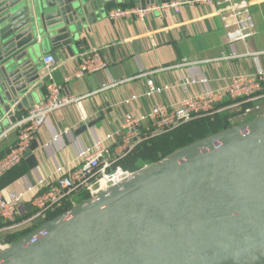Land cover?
Here are the masks:
<instances>
[{
    "label": "water",
    "instance_id": "1",
    "mask_svg": "<svg viewBox=\"0 0 264 264\" xmlns=\"http://www.w3.org/2000/svg\"><path fill=\"white\" fill-rule=\"evenodd\" d=\"M160 1L0 0V138L52 80L43 50L74 56L108 9ZM39 148L34 140L25 154L31 171ZM72 205L24 238H4L11 246L0 252V264H264V116Z\"/></svg>",
    "mask_w": 264,
    "mask_h": 264
},
{
    "label": "crops",
    "instance_id": "2",
    "mask_svg": "<svg viewBox=\"0 0 264 264\" xmlns=\"http://www.w3.org/2000/svg\"><path fill=\"white\" fill-rule=\"evenodd\" d=\"M166 1L181 2L163 0L156 5ZM189 1L183 3L179 14L154 11L144 22H113L108 17L112 8L108 9L76 43L74 56L66 51L55 54L51 49L43 50L40 61L44 68L43 59L49 54H54L59 62L55 70L50 71L52 80L49 83L63 85L64 95L82 98L89 121L80 122V108L75 104L55 112L35 139L40 145L35 152L39 166L31 171L24 160L14 168V174L20 173V176L3 189L49 178L58 165H75L81 150L97 139L119 132L129 113L139 116L158 105L172 107L187 97L226 88L233 76L264 69V0L251 8L255 35L234 45L227 44L218 7L202 3L191 5ZM119 7L125 6L116 8ZM93 49L109 63L108 70L66 82L65 77L77 68L78 57ZM202 79L207 83L190 84L192 80ZM150 80L164 91L153 97L145 96ZM49 83L37 91L36 105L46 99ZM242 104L247 105L246 111L257 106L261 108L248 116H244L245 111L232 121L233 125L264 116V94L256 102ZM27 112L29 110L19 114L0 138V156L9 153L17 143L19 130L15 126ZM92 123L96 125L79 133L82 126ZM57 135L60 139L53 143ZM78 198L80 196L72 199L76 202Z\"/></svg>",
    "mask_w": 264,
    "mask_h": 264
},
{
    "label": "built area",
    "instance_id": "3",
    "mask_svg": "<svg viewBox=\"0 0 264 264\" xmlns=\"http://www.w3.org/2000/svg\"><path fill=\"white\" fill-rule=\"evenodd\" d=\"M261 1L191 0L189 4H213L218 7V16L226 32L227 44L234 45L255 35L251 8ZM182 6L183 3L179 1H166L145 9L139 6H125L112 9L108 17L113 22L124 20L144 22L154 11L163 14L172 11L179 14ZM77 62L76 70L65 77L66 82L73 78L102 73L109 68V63L95 49L79 56ZM43 63L49 74L59 64L54 54L44 57ZM206 83L207 80L202 79L192 80L190 84ZM148 87L149 91L145 94L148 97L164 91V88L156 86L153 80L148 82ZM63 92V85L49 83L46 99L31 108L15 126V129L19 130L18 141L9 153L0 156V178L25 160V154L32 142L55 112L75 104L80 108V122L86 124L89 121V115L83 109V99L64 95ZM263 94L264 69H260L254 74L233 76L226 88L204 92L196 97H187L172 107L158 105L150 112L139 116L129 113L124 117L119 132L109 134L104 139H97L91 146L81 150L75 165H58L51 177L41 178L35 183L0 188V219L12 223L10 227L0 230V252L11 246L10 242H3L5 238L1 236L3 231L22 227L38 219L46 221L50 213L63 208L67 201L72 203L74 196L95 199L100 193L107 192L109 188L130 178L132 171L124 169L123 162L132 157L141 144L168 134L196 118L209 117L221 112L216 106L225 98L256 102ZM260 108L257 106L254 110L248 109L244 116L253 111L259 112ZM67 131L65 130V133ZM59 139L60 135L55 136L53 143ZM29 206L35 213L29 219L19 222L20 218L28 214ZM44 235V233L37 235L32 243H36Z\"/></svg>",
    "mask_w": 264,
    "mask_h": 264
},
{
    "label": "trees",
    "instance_id": "4",
    "mask_svg": "<svg viewBox=\"0 0 264 264\" xmlns=\"http://www.w3.org/2000/svg\"><path fill=\"white\" fill-rule=\"evenodd\" d=\"M242 102V99L225 100L216 106V109L221 110V112L209 117L196 118L168 134L155 137L141 144L134 155L123 162L124 169L134 172L147 164L161 161L177 151L232 128V121L246 111L247 105L242 104ZM15 170L16 169H12L8 171L0 178L1 189L12 184L20 176V173L14 174ZM85 197L88 198L87 196ZM72 206V203L68 201L63 208L50 213L46 221L52 220L66 213L72 208ZM34 213L35 211L29 206L28 214L20 218L18 221L27 220ZM46 221L38 219L22 227L3 231L1 236L5 237L10 242H14L31 234ZM11 225L12 223L0 219V230L8 228Z\"/></svg>",
    "mask_w": 264,
    "mask_h": 264
},
{
    "label": "rangeland",
    "instance_id": "5",
    "mask_svg": "<svg viewBox=\"0 0 264 264\" xmlns=\"http://www.w3.org/2000/svg\"><path fill=\"white\" fill-rule=\"evenodd\" d=\"M67 202H68V201H67ZM67 202H66V203H67ZM69 202H70V201H69Z\"/></svg>",
    "mask_w": 264,
    "mask_h": 264
}]
</instances>
